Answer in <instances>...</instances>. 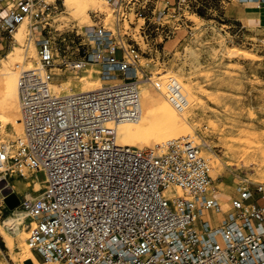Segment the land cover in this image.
I'll list each match as a JSON object with an SVG mask.
<instances>
[{
  "label": "built area",
  "instance_id": "obj_1",
  "mask_svg": "<svg viewBox=\"0 0 264 264\" xmlns=\"http://www.w3.org/2000/svg\"><path fill=\"white\" fill-rule=\"evenodd\" d=\"M184 2L103 0L88 11L82 53L67 54L68 30L51 23L62 0H0V42L26 19L25 55L30 40L35 47L31 67L17 74L21 133L0 140V172L5 181L25 168L32 180L44 174L34 194L14 193L26 242L44 264H264V184H242L224 200L193 140L138 147L116 138L114 125L140 116V80L188 108L176 77L152 79L141 64L163 54L175 30L191 29L175 18ZM91 65L98 87L52 89Z\"/></svg>",
  "mask_w": 264,
  "mask_h": 264
},
{
  "label": "rangeland",
  "instance_id": "obj_2",
  "mask_svg": "<svg viewBox=\"0 0 264 264\" xmlns=\"http://www.w3.org/2000/svg\"><path fill=\"white\" fill-rule=\"evenodd\" d=\"M171 1L173 3V0ZM226 1L185 0L181 8L175 10V18L184 17L191 29L188 31L180 27L175 30L174 37L165 41L163 54L156 55L152 60L141 59V64L153 75H156V72L160 74L168 71L169 74L182 78V82L196 81L214 96L216 101L209 99L206 94H201L205 104L188 106L186 117L194 125L199 137L211 146L212 185L216 190H220L224 200L228 195L235 193V187L242 184H254L244 179L264 182V168L257 170L252 162L244 163L242 160L236 165L235 160H232L229 153L225 151L224 144L227 139L235 138L242 130L259 133L264 129V30L241 27L240 22L230 19L229 10L226 11L227 7H225ZM60 7L62 12L52 17L55 20L51 19V23L53 27L57 26L69 32V38L60 42L61 48L67 54L71 51L81 54L84 47L81 37L83 26L64 12L63 3ZM189 14L198 17L195 24L187 17ZM75 30H78V35ZM26 31L18 46L20 57L23 55L25 61H31L32 58H28V54L25 55ZM14 44L16 43L12 38L2 39L0 58ZM232 45L252 53L253 58L229 57L227 51L233 47ZM116 56L119 57V51L116 52ZM11 67L14 68V65L11 64ZM93 67L97 69L96 65ZM82 74L83 72H78L76 76ZM74 79L73 75H69L56 81L55 84ZM0 123L2 124L1 121ZM213 124H215L214 127ZM9 126L10 123L1 125L0 140L17 136ZM194 142L201 143V140H194ZM200 143L199 149L202 154L206 148ZM215 156L229 164L231 162L234 164L229 167L225 165L213 167ZM256 161L258 164H264V156H261V152L257 153ZM24 170L29 174L26 180L19 175L10 177L6 175L7 183L2 179L0 172L3 195L17 193L23 197L30 189L34 190L33 194L36 192L37 188H33L35 183L31 178V172L26 168ZM36 177L42 180L43 172H37ZM9 209L4 200L0 202V222L10 214ZM18 209L21 210L20 207ZM27 223L26 218L24 227L22 226L24 229H27ZM34 255L42 262L38 254ZM19 256L20 250L17 244L15 243L13 250L10 251L0 236V264H20Z\"/></svg>",
  "mask_w": 264,
  "mask_h": 264
},
{
  "label": "bare ground",
  "instance_id": "obj_3",
  "mask_svg": "<svg viewBox=\"0 0 264 264\" xmlns=\"http://www.w3.org/2000/svg\"><path fill=\"white\" fill-rule=\"evenodd\" d=\"M62 1L65 6L64 12L72 20H76L83 27L87 26L90 22L88 11L95 8L102 9L103 7V0ZM187 17L189 20L194 22V24L198 21V17L196 15L189 14ZM25 30H27L26 34H28L29 21L26 19L17 26L16 30L12 34V39L16 44L12 45L5 55L0 58V121L2 122V124L0 123V127L1 125L5 126L7 123H10V129L17 135L21 133L17 74L20 69L27 70L31 67L30 61H25L23 55L20 57V49L18 46ZM31 48H33V53H31ZM27 54L29 57L35 55L34 43L31 40L27 43ZM227 55L229 57L253 58L252 53L247 50L237 48L236 46L229 49L227 51ZM11 64L14 65V68L11 67ZM82 72L83 74L76 76L74 80H67L61 84H53L52 89L54 91L68 93L76 89L89 90L94 87H98L101 84L96 75L97 69L93 67V65L87 67ZM169 75L176 77L169 74L168 71L164 74L161 73L162 78ZM156 76L157 75L152 76V79H156ZM176 78L183 87L189 106H192L193 104L203 106L205 101L200 96L201 94H206L212 101L215 100L214 96H212L210 92H208L196 81L187 83L184 81L182 82V78L180 79V77ZM138 89L141 95L142 106L140 116L135 120L123 121L114 125V128L116 129L117 141L120 144L129 146L152 147L154 145H159L161 147H165L169 142H176L182 139H189L193 141L199 139L201 140V143H199L203 144L202 146L206 148V151L202 154L210 161V151H212L211 146L208 142L202 140L196 133L194 125L191 124V121H189L186 117L188 114L186 109H176L163 95V89H156L150 85L149 82L143 80L138 81ZM106 125L110 126L112 124L107 123ZM214 125L215 124L212 126L214 127ZM239 133L240 134H238L235 138L227 139L228 136L226 137L227 141L224 144L226 149L225 151L229 153L232 160H235L236 165L240 160H242L244 163L252 162L256 166L257 170L263 169L264 164H258L256 159L258 152H261V156H264V129L259 133L249 130H242ZM222 139L224 140V138ZM232 164H234V162L229 164L216 156L214 157L213 167H219L221 165L229 167ZM22 173L24 175L23 178L26 180L29 177L28 172L23 170ZM244 180L254 184H264V182H257L255 179L251 181L248 179ZM33 182L35 183L33 188H39L42 185V183L35 178L33 179ZM172 189L174 190L175 195H180V190L178 188L172 187ZM167 190L169 192V189ZM170 192L173 193L172 191ZM217 193L218 196L222 197L220 190ZM25 195L29 196L30 194L26 191ZM18 208L19 206L9 209L10 214L0 222V236L2 237L4 245L12 251L14 244H17L20 250V264H25L24 262L26 260H29L31 264H44L36 258L26 242L28 229L23 228L26 215L24 211L19 210ZM33 225L34 224L31 223V226Z\"/></svg>",
  "mask_w": 264,
  "mask_h": 264
},
{
  "label": "crops",
  "instance_id": "obj_4",
  "mask_svg": "<svg viewBox=\"0 0 264 264\" xmlns=\"http://www.w3.org/2000/svg\"><path fill=\"white\" fill-rule=\"evenodd\" d=\"M225 7H227L226 11L229 10L228 17L240 22L243 27L264 30V4L255 2L240 3L236 0H227Z\"/></svg>",
  "mask_w": 264,
  "mask_h": 264
},
{
  "label": "water",
  "instance_id": "obj_5",
  "mask_svg": "<svg viewBox=\"0 0 264 264\" xmlns=\"http://www.w3.org/2000/svg\"><path fill=\"white\" fill-rule=\"evenodd\" d=\"M0 188H1V185H0ZM5 195L6 196L4 198V201H5L6 205L10 209L15 208L19 203L17 196L14 193H7ZM24 263L25 264H31L29 260H26Z\"/></svg>",
  "mask_w": 264,
  "mask_h": 264
}]
</instances>
